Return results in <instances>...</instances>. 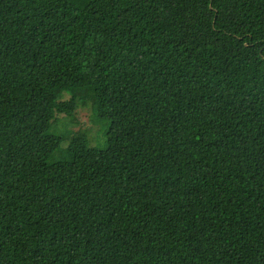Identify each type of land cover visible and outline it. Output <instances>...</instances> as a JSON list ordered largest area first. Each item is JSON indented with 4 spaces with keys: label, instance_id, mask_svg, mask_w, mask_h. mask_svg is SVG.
<instances>
[{
    "label": "trees",
    "instance_id": "trees-1",
    "mask_svg": "<svg viewBox=\"0 0 264 264\" xmlns=\"http://www.w3.org/2000/svg\"><path fill=\"white\" fill-rule=\"evenodd\" d=\"M0 264H264V0H0Z\"/></svg>",
    "mask_w": 264,
    "mask_h": 264
},
{
    "label": "rangeland",
    "instance_id": "rangeland-1",
    "mask_svg": "<svg viewBox=\"0 0 264 264\" xmlns=\"http://www.w3.org/2000/svg\"><path fill=\"white\" fill-rule=\"evenodd\" d=\"M90 110L87 108L85 110H81V112H78L77 113V120L79 122V124H81L83 126V130L85 131H89L91 133V137L94 136V134L96 133V126H94L92 123H91V120H90ZM80 128H75L74 130L77 132ZM98 143H95L94 145H90L91 147H95L97 146Z\"/></svg>",
    "mask_w": 264,
    "mask_h": 264
}]
</instances>
